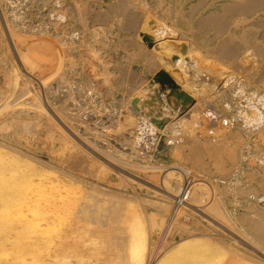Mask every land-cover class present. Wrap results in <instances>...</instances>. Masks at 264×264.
<instances>
[{
    "label": "bare ground",
    "instance_id": "bare-ground-1",
    "mask_svg": "<svg viewBox=\"0 0 264 264\" xmlns=\"http://www.w3.org/2000/svg\"><path fill=\"white\" fill-rule=\"evenodd\" d=\"M83 3L88 4L85 0H29L24 7L18 0H0V37L10 38V53L15 52L14 58L18 59L15 61L21 68L34 78H39L44 88L50 85L47 88L51 89L50 93L54 94L60 103H51L50 107L58 113L56 115L68 129L51 115L50 110L47 111L49 108L42 103L41 96V99L38 98V93L37 97L34 96L36 91L33 89L34 93L30 89L25 75L19 71L23 69L17 68L14 61L4 62L2 67L6 82L0 89H10L11 96L7 97L13 101L6 99L9 104L0 98V264H264V259H256L242 251V244L248 247H251L250 243L255 247L260 244V254L264 258V208L259 209L257 203L246 200L245 208L249 213L238 214L233 213L223 202L216 200L208 207V203H205L210 186L216 192L214 195L231 194L235 202L246 199L252 190L243 197H237L245 188L246 180L242 181L239 176L233 185L222 184L224 189L217 191L215 184L194 173L190 208L182 218L173 219L174 197L188 176V170L185 167L175 168L169 165H166L169 166L166 168L163 164L154 163L151 155L139 156L143 134L156 128L159 134H164L170 139L177 137L180 132L182 141L172 145L170 149L167 148L171 155L177 158L187 154L194 164L210 171V162L207 160H213V164L219 168L220 173L217 175H222L230 164L239 159L242 145L250 143L241 139L242 133H239V129L245 128L246 132L257 134L256 138L261 141V144H254L258 152H254L250 157L247 154V159L261 162L257 163V172L264 178V0H113L108 4V10L95 9V21L115 20L120 24L118 35L137 36V44L130 45L127 41L129 46L134 45L133 52L127 53L129 52L131 61L141 63L145 67L148 79L143 87L140 84L143 89L140 96V93L134 97L131 95V98L129 96V107L132 114L134 113L133 116L139 113L141 117L129 119V115H132L127 113V123L124 120L126 124L119 127L120 130L126 125L135 127L133 131L127 129L132 135L131 140L128 139V150L131 151L132 157L145 164L126 160L124 153H120L123 158L113 155L110 150L99 146L96 138L94 140L87 135L89 126L83 127L85 130L81 132V127L78 130L71 122L73 118L86 122L82 116L88 108L96 113L98 118L106 116L109 121L117 120L126 113L121 107V103L126 104L123 100L106 99L101 94L103 108L93 100L103 92L100 86L111 83L108 63L101 61V56V59L98 55L97 59H90L91 65L98 67L97 70L93 69V74L88 72L91 74L89 81H71V73L81 74L85 71L78 67L73 57L76 53L81 54L75 44L87 34V31L74 27L75 23H87L88 15L81 11L83 9L85 12L86 8L80 9V4ZM26 7L29 10H25ZM28 19L35 21L32 23ZM20 24L24 26H19ZM96 54L100 55L99 52ZM85 56L89 58L88 55ZM87 67L90 69V66ZM47 68L48 73L45 72ZM161 70H165L170 76L169 83L157 80V74ZM27 78L31 79L28 76ZM53 79L56 80L54 83L47 84ZM102 83L104 84L101 85ZM245 86H250V90ZM159 88L163 89V93ZM169 89L174 90V99H169ZM229 91H233L239 98V101L235 102L238 105L237 113L232 115L237 119L238 126L234 132L231 131L234 121L222 115V111L232 108L227 99ZM244 98L245 101H242ZM83 101H88L89 106ZM112 102L114 103L110 106ZM34 124H38V127L43 125L58 129L57 140L62 142L66 150H72L73 147V150L75 147L82 149V152L75 155L70 151V156L74 158H70L71 161L81 164L88 159L90 163H97L101 175L106 176L109 181L113 173L124 176L122 171L141 170L144 177L132 172L130 174L158 188L161 192H155L160 194L159 198L148 202L114 190L115 194L111 195L108 193L112 191L107 192L108 188L103 189L104 187L94 184L95 182L86 184L82 181L81 183L86 185L85 189L65 173L48 177L50 171L56 170L54 166L52 168L48 162L39 158L36 162L30 160V163L18 153L19 149L16 148V151L13 146V141L16 140L14 137L29 131ZM109 126H112L109 122L108 125L103 123L100 128L107 132L105 129ZM12 127L15 128L14 137L13 133H6ZM51 135L53 136V132ZM115 138L117 136L113 139ZM80 142L96 154L83 147ZM185 142L189 144L179 148ZM209 142L212 144L208 145ZM160 145L158 138L157 147ZM250 147L246 149L249 152ZM53 151L54 148L51 152ZM241 159L239 166L244 163L243 157ZM84 166L87 167L86 164ZM48 168L52 170L49 171ZM61 169L64 172V169ZM243 174L244 171L241 175ZM127 178L128 182L136 181V178ZM121 182L120 184H123L125 181ZM128 182L124 185H128ZM261 185L264 189V179ZM149 203L158 208L157 215L148 211L146 205ZM200 212L202 215H208L213 221H210L212 224H218L223 229L230 225L239 230L243 235H239L242 239L235 236L239 243H234L223 237L225 233L218 236L198 228L190 230L191 223L198 224L194 214ZM165 218L166 226L161 229ZM237 218L243 222L241 226ZM179 230L185 231L180 239L168 246L163 245L165 248L161 251L158 244L157 251L149 255L148 247L151 244L154 246V237L162 233L168 240L173 231ZM236 233L238 235L239 232ZM231 238L233 239V236Z\"/></svg>",
    "mask_w": 264,
    "mask_h": 264
},
{
    "label": "rangeland",
    "instance_id": "rangeland-1",
    "mask_svg": "<svg viewBox=\"0 0 264 264\" xmlns=\"http://www.w3.org/2000/svg\"><path fill=\"white\" fill-rule=\"evenodd\" d=\"M19 1H21V3L24 5V7H25V4H27V2H29V0H18V2ZM88 4H80V9H82L83 7H85L84 9H85V12H84V10L82 9L81 11H83V13H84V15L86 14V15H88L87 16V18H88V20H87V23H85V24H82V23H75V25H74V27H78V28H81V30H83L84 32H86L87 34H85L86 36H84L81 40H79V41H77L76 42V44L75 45H77L76 47H78V49L79 50H81V56L79 55V54H74V59H75V61L78 63L77 65H78V67L80 66V68H82L83 70H85L87 73L88 72H90V73H92L93 74V72H95L94 70L98 67H96V66H93V64L91 65V61H90V59L92 58V57H94V59H97L96 58V55H98V57L100 58V56L102 57V59H101V61L102 60H104V62L105 61H107V63H108V69H109V71L111 72V73H109V77H110V84H104V83H102L101 85H103L104 84V86H100L101 88H103V89H101L100 88V90H102L103 92L102 93H100L99 94V97L101 98V94L106 98V99H112V98H115V99H117L118 101H121V100H123L122 102L123 103H126V104H122L121 103V107H122V109L123 110H126V113L124 114V116L128 113V114H131L132 116H130L129 115V119L130 118H132V117H137L138 118V116H140L141 117V114H135L136 116H133V114H132V112L130 111L131 109H130V107H129V105L131 104V97L133 96H135V95H137L138 93H140V94H138L139 96L142 94L140 91H143V89H142V87L144 86V85H146L147 83V75H148V73H147V71L145 70V67L141 64V63H138V62H135V61H131V59H130V57H129V52L131 53V52H133V50H134V45L135 44H137L138 43V40H137V36L135 35V36H120V35H118V33H117V31L119 30V26H120V24L117 22V21H115V20H112V21H95L94 19H93V17H94V15H93V12H95V9H96V11H99L101 8L103 9V10H108V4L110 3V2H112L113 0H85ZM103 1H105V2H103ZM96 3V4H95ZM102 3V7H100V4ZM106 3V4H105ZM88 6V8H87V6ZM103 5H105V6H103ZM92 7V8H91ZM91 8V9H90ZM100 8V9H99ZM29 10V8H25V10ZM92 12V13H89V12ZM82 13V14H83ZM90 14V15H89ZM92 14V15H91ZM28 20H31V19H28ZM35 21V19H32L31 21H29V22H34ZM89 21V22H88ZM153 21H155L156 22V20H153ZM110 22V23H109ZM36 23V22H35ZM91 23V24H90ZM112 23V24H111ZM109 24V25H108ZM5 25V24H4ZM92 25V26H91ZM95 25V26H94ZM19 26H24L23 24H20ZM89 27V28H88ZM87 28V29H86ZM100 28H102V29H100ZM89 29H90V31L91 30H93V31H89ZM97 32H96V31ZM107 32H112V33H107ZM92 33H94L93 35H92ZM97 33V34H96ZM143 36L145 35L144 33L142 34ZM99 36V37H98ZM130 37V38H129ZM132 37V38H131ZM98 38H99V40H98ZM136 39V40H135ZM146 39V38H145ZM115 40V41H114ZM148 40V39H147ZM127 41H128V43L131 45V44H134L132 47L131 46H129V44H127ZM132 41V42H131ZM91 42V43H90ZM126 42V43H125ZM136 42V43H135ZM5 45H3V44ZM10 38L8 39V38H5V39H2V37H0V55H2V56H0V86L1 85H4V83L6 82L5 81V77H4V69H3V67L2 66H4L3 64H4V62H6V63H11L12 61H14V63L15 64H17L16 62L18 61V59L17 58H14V57H16V55H15V52H13V51H11V53H12V55L13 56H11L10 54V50L9 49H11L10 48ZM118 43V44H117ZM84 44V45H83ZM121 44V45H120ZM3 45V46H2ZM8 45V46H7ZM102 45V46H101ZM108 47H107V46ZM124 45V46H123ZM126 45H127V48H126ZM2 46V47H1ZM81 46V47H80ZM95 46H97V47H95ZM8 47V48H7ZM88 48V49H87ZM6 49V50H5ZM8 49V50H7ZM14 49V48H13ZM84 49V50H83ZM3 50V51H2ZM5 50V51H4ZM89 50V51H88ZM97 50H99V51H97ZM127 51H129L128 53H127ZM8 52V53H7ZM88 52V53H87ZM90 52V53H89ZM92 52V53H91ZM96 52L98 53H100V55L99 54H96ZM105 53V54H104ZM5 56H4V55ZM127 54V55H126ZM6 55H7V57H6ZM84 55V56H83ZM85 55H88L89 56V58H87ZM93 55V56H92ZM104 55V56H103ZM107 55V56H106ZM113 55V56H112ZM115 56V57H114ZM127 57V58H126ZM86 58L87 59H89L88 61L86 60ZM98 58V59H99ZM124 58V59H123ZM129 58V59H128ZM2 59H4V60H2ZM7 59V60H6ZM9 59V60H8ZM13 59V60H12ZM15 60H17V61H15ZM93 60V59H92ZM110 60H111V62H110ZM9 61V62H8ZM113 61V62H112ZM86 62V63H85ZM89 62V63H88ZM109 62H110V64H109ZM121 62V63H120ZM129 62V63H128ZM18 63H20V61L18 62ZM88 63V64H87ZM114 63V64H113ZM119 63H120V65H119ZM113 64V65H112ZM84 65H86V66H84ZM110 65V66H109ZM129 65H131V66H129ZM17 66V68H21L22 66H20V65H16ZM87 66H90V69H89V67H87ZM114 66V67H113ZM119 66V67H118ZM85 67H86V69L88 70H86L85 69ZM94 67V68H93ZM131 68V70H130V68ZM133 67V68H132ZM101 68V67H100ZM120 68H122V70H120ZM21 69H23V68H21ZM94 69V70H93ZM119 69V70H118ZM129 69V70H128ZM142 69V70H141ZM97 70V69H96ZM145 72H144V71ZM19 71H21L20 73H22V75H25V81H27V85L30 87V89H32V91H36V93H35V91H34V96L35 97H37V96H39L38 98L39 99H41V97H42V103H45L48 107L47 108H49V109H47V111L48 110H50L49 112L51 113V115H54V117H56V119L58 120L59 118H58V115H56V113L57 112H55L54 110H52L51 109V107H50V104L51 103H57L58 105L60 104L58 101H57V98H56V96L54 95V94H51L50 93V91H51V89L50 88H47V87H50V85H47V87L46 88H44V85L42 84L41 85V80L39 79V78H34L33 76H31V75H29V73H27L26 71H25V69H23V70H19ZM24 73H23V72ZM85 71L83 72V73H77L76 74V72H73V73H71V81H75L76 80V82H78V81H83V82H87V81H89V78L91 77V74L90 73H88V75H87V73L85 74ZM121 71H123V72H121ZM46 73H48L49 72V69L47 68V70L45 71ZM140 72H142V73H140ZM122 73H123V75H122ZM127 73V74H126ZM117 76H116V75ZM120 74V75H119ZM129 74V75H128ZM74 75V76H73ZM115 75V76H114ZM27 76L28 77H30L31 79H29V78H27ZM126 78H125V77ZM24 77V76H23ZM114 77V78H113ZM120 77V78H119ZM121 77H123L122 79H121ZM130 77V78H129ZM118 78V79H117ZM139 78V79H138ZM123 81V82H121V80ZM144 79V80H143ZM28 80L30 81V82H28ZM33 80V81H32ZM39 80V81H38ZM118 80V81H117ZM54 81H56L55 79H53V80H51V81H49L47 84H52V83H54ZM37 82L39 83V84H37ZM120 82V83H119ZM29 83V84H28ZM33 83V84H32ZM117 83V84H116ZM169 83V82H168ZM140 84H141V86H140ZM23 85V84H22ZM21 85V86H22ZM38 85H40V86H38ZM138 85V86H137ZM33 86V87H32ZM40 87V88H39ZM105 87V88H104ZM107 87H109V88H107ZM246 87V89L248 90H250V86H245ZM41 88H42V91H40L41 90ZM129 88V89H128ZM22 89V88H21ZM34 89V90H33ZM40 89V90H39ZM112 89V90H111ZM131 89V90H130ZM139 89V90H138ZM141 89V90H140ZM44 90H45V93H44ZM109 90V91H108ZM134 90V91H133ZM38 91V92H37ZM159 91H161V93H163V89H160L159 88ZM3 92V93H2ZM9 92H11V90L9 89L8 91L7 90H1L0 89V98L1 99H3L4 100V102L6 103V102H10V100H11V98L9 99L8 97H10L11 96V93L9 94ZM40 92H41V94H40ZM111 92V93H110ZM173 92H174V90H168V93H169V99H171V97L173 98ZM7 93V94H6ZM40 94V95H38V94ZM43 93V94H42ZM134 93V94H133ZM36 94H37V96H36ZM231 94V95H230ZM6 95V96H5ZM132 95V96H131ZM173 95V96H172ZM8 96V97H7ZM41 96V97H40ZM128 96V97H127ZM129 96H130V98H129ZM147 97H149V96H147ZM125 99V101H124V99ZM175 98V97H174ZM173 98V99H174ZM233 98V99H232ZM8 100V101H5V100ZM38 99V100H39ZM45 99L47 100V99H49V100H47V101H45ZM227 99H228V102H230V104H231V106H232V108L231 109H229L228 111H222V115H224L225 117H229V119H232L234 122H233V124H232V129L233 130H231L232 132H234V131H237V119H235L232 115H234L235 113H237L236 111H237V109H236V107L238 106L237 105V103H235V102H237V100L239 101V98L237 97V95L233 92V91H229V94H228V97H227ZM13 100H11V102H12ZM48 101H50L49 103H48ZM242 101H245V98L244 99H242ZM8 102V103H9ZM128 103V104H127ZM10 104V103H9ZM44 104V105H45ZM246 104V103H245ZM31 105H32V103H31ZM46 105H45V107H46ZM52 106V105H51ZM70 106V105H69ZM7 108H8V104H7V106H6ZM128 107V109H126ZM9 108H10V106H9ZM101 108H103V107H101ZM14 109V108H13ZM128 110V111H127ZM53 111V112H52ZM130 111V112H129ZM32 114H34V112L32 113ZM58 114V113H57ZM127 114V115H128ZM121 117V118H118L117 120H111V121H109V120H106L107 118H103V120H97L96 121V123L99 125H96V123H94L95 122V120H88V121H86V122H84V121H82V119H79V118H73L72 120H71V122L72 123H74V126L75 127H77V129L79 130V128H80V131L81 132H84V130H85V128H83V127H85V126H89V129L87 130V135L89 134L91 137H93V139L94 138H96V142H98V143H100L99 144V146H101L103 149H108V150H110L111 151V153L113 154V155H115V156H117V157H119L120 156V153H124L126 156H125V159L126 160H129V161H133V162H136V163H141V164H145V163H143V162H139V161H137L136 160V158H134V157H132V153H131V151L130 150H128L129 148H130V145H129V143H130V138H132L131 136V133H129V131L127 130V129H131L132 131H133V129L135 128V127H133V126H131V125H126L124 128L126 129H122L121 128V130H120V127L119 126H121L122 124L124 125V124H126L127 123V119H128V116L126 117ZM105 117V116H104ZM127 118V119H126ZM76 120V121H75ZM78 120V121H77ZM126 121V123H125V121ZM138 120V119H137ZM59 121V123L66 129V130H68L67 129V127L60 121V119L58 120ZM66 121V120H65ZM119 121V122H118ZM122 121V122H121ZM123 121H124V123H123ZM83 122V124H80V123H82ZM108 122H109V125H112V126H109V127H107V129H105V130H107V132H103L102 130H101V128H100V126H102L103 125V123L105 124V125H108ZM121 122V123H120ZM86 123V124H85ZM94 125H93V124ZM102 125H101V124ZM107 123V124H106ZM90 124V125H89ZM119 127V131H118V127ZM44 127V128H43ZM94 127V128H93ZM132 127V128H131ZM34 128V129H33ZM33 128H31L29 131H24L23 133H22V135H20V136H18L17 138H21V139H17L16 138V136L14 137V133L13 132H15V128L14 127H12L11 128V130L9 131V132H6L7 134H12L13 135V137L16 139V140H14L13 141V146L15 147V150L16 151H18V149H19V151H18V153L19 154H21L23 157H25L26 159H27V161H29L30 162V160L32 161V162H36V159H42V160H44V161H46V162H48L51 166H52V168H54L55 167V169L56 170H54L53 169V172H54V174H52L53 172L52 171H50V170H52V168H48L49 169V171H50V173L49 174H47V176L48 177H52V176H57V175H60L61 173H65L66 175H67V177H71L70 179L71 180H73V181H78L79 183H80V185H81V187H83V188H85L86 187V185L84 184L83 185V183H86V184H88V183H94V184H96V185H98V186H100V187H104L103 189H106V188H108L107 189V192H109V190H111L110 192L111 193H108V194H115L114 193V191L116 192H121V193H123V192H125V194H128V195H130V196H137L138 198H140L141 200H143V201H148L149 202V200H157L158 198H159V196H160V194H158L157 192H155V191H158V192H161V191H159V189L157 188L156 189V187H154V186H152V185H150V184H148V183H146V182H144V181H142L141 179H138L135 175H138V176H141V177H144L143 176V173H142V171L141 170H132V169H130V170H128V171H122L123 173L122 174H124V176L123 175H121V176H119L120 174H115V173H113V176H112V179H111V181H109V179L106 177V176H103V175H101L102 173H101V169H99L100 167L98 166V164L97 163H90L89 161H88V159H86V161H84L83 163H76L75 161H73L74 160V158H73V156L71 157L70 156V154H71V152H72V155L74 154H77V153H79V152H82V149L80 148V147H75V150H73L74 149V147H73V151L71 150V148H67V150H66V148L63 146V144H62V142L60 141V140H57V138L59 137L58 135H59V133H57L56 132V130L59 132V130L58 129H56L55 128V130L54 131H52V129H50L49 127H45V126H43V125H41L40 127H38V124H34L33 125ZM112 128V129H111ZM97 129H98V131H97ZM245 128H241V129H239V133L241 134L240 136H241V139L242 140H244V141H249L250 143H248L247 145L246 144H243L242 145V147H241V150L242 151H239V159L240 160H242L241 158L243 157V161H244V163H243V171L245 172V174H243L242 176L244 177H242V181H243V179L244 180H246V182H245V188L243 189V191H240V193H238V195H237V197H243L245 194H247L250 190H252L253 192H256V193H261V194H264V189H263V187H262V185H261V182H262V180L264 179L263 177H262V174L260 173H258L257 172V169H258V164L257 163H259V164H261V162H256L254 159H252L251 158V160H248L247 159V154H249V157L254 153V152H258V149L256 150V147L254 146V144L256 145L257 143L258 144H261V141L259 140V138H256V137H258V135L257 134H255V133H249V132H246L245 130H244ZM44 130H46V131H44ZM109 130V131H108ZM112 130V131H111ZM114 130H115V133H114ZM53 132V136L51 135L52 134V132ZM48 132H51V133H49V134H47ZM56 132V133H55ZM110 132V133H109ZM120 134H119V133ZM123 132H126L125 134H127V135H125ZM152 133L151 134H155L156 132L158 133L159 131L158 130H156V128L154 129V131H151ZM107 133H108V135H107ZM112 133V134H111ZM118 133V134H117ZM246 133V134H245ZM179 134H180V132H179ZM49 135V136H48ZM113 135V136H112ZM119 135H121L122 136V138L119 136ZM165 136L164 134H158V138H160V136ZM244 135H246V136H244ZM58 136V137H57ZM112 136V137H111ZM117 136V138H115V139H113L114 137H116ZM153 136H155V135H153ZM49 137H50V140H49ZM56 139H55V138ZM48 138V139H47ZM157 138V139H158ZM253 138V139H252ZM52 139V140H51ZM55 139V140H54ZM103 139V140H102ZM128 139H130V140H128ZM165 137L164 138H162V141H160V139H159V141L161 142L160 144V146H159V154H157V159L160 161V162H162V164L163 165H169L170 167H175V168H179V167H185V169L186 170H188V176H193V174L194 173H196V174H199V175H201L202 176V178H204V179H207V180H209L211 183H213V184H215L216 186V189H217V191L219 190H222V189H224V188H222L223 187V185H222V182H223V180H224V177L227 175L228 177H229V174H231V173H233V169L235 170V168H237V166H239V164H241V162L242 161H240L239 159L237 160V161H235L234 163H232V165L230 164L228 167V169L225 171V172H223L222 173V175H217V174H219L220 172H219V168H218V166H216L215 164H213L214 162H213V160H207V161H209L210 162V169H211V171L207 168V170L206 169H204V168H202V167H200V166H198V165H196V164H194L192 161H191V157L189 156V155H187V154H185V156H184V154H183V156H179V157H177V158H175V157H173L172 155H171V153L168 151V149L167 148H169L170 149V147L171 146H167L166 144H165ZM95 140V139H94ZM119 140V141H118ZM114 141V142H113ZM127 142V143H126ZM253 144H252V143ZM81 143V145L83 146V147H86V149H88L89 151H91V152H93L92 150H90L84 143H82V142H80ZM118 143V144H117ZM127 145H126V144ZM113 144H114V146H113ZM147 144V143H146ZM189 143L188 142H185L183 145H181V146H179V148H181V147H184L185 145H188ZM212 144V142H209V144L208 145H211ZM106 147H105V146ZM53 146V147H52ZM59 146V147H58ZM63 146V147H62ZM114 148H113V147ZM248 146H251L250 147V149H251V151L249 152L248 150H246L247 148H248ZM60 149V151H59V149ZM62 147V148H61ZM126 147V148H125ZM16 148H18V149H16ZM53 148H54V151H53V153L51 152V150H53ZM80 148V149H79ZM116 148V149H115ZM125 148V149H124ZM262 148H263V150H264V145H262ZM32 149V150H31ZM57 151H56V150ZM63 151H62V150ZM79 149V150H78ZM167 149V150H166ZM24 151V152H23ZM64 151H66V152H64ZM71 151V152H70ZM98 151V150H97ZM123 151H125V152H123ZM56 152H57V154H56ZM59 152V153H58ZM99 152V151H98ZM249 152V153H248ZM23 153H25V154H23ZM62 153H63V155H62ZM86 153V152H85ZM94 154H96L95 152H93ZM29 154V155H28ZM53 154V155H52ZM60 154V155H59ZM65 154V155H64ZM30 155H33V156H31L30 157ZM29 156V157H28ZM52 156V157H51ZM61 158H60V157ZM34 157V158H33ZM65 157V158H64ZM124 156H120L119 158H123ZM127 157V158H126ZM67 158V159H66ZM73 159L72 161H71V159ZM54 159V160H53ZM56 159V160H55ZM69 159V160H68ZM58 160V161H57ZM61 160V161H60ZM62 161H65L64 163L62 162ZM250 161H251V163H250ZM255 161V162H254ZM160 162H158V163H160ZM249 162V163H248ZM31 163V162H30ZM89 165H88V164ZM212 163V164H211ZM239 163V164H238ZM52 164H54V165H52ZM76 164V165H75ZM87 165V167L86 166H84V165ZM161 164V163H160ZM161 164V165H162ZM246 164H248V165H246ZM67 165V166H66ZM54 166V167H53ZM60 167V168H57V167ZM63 166V167H62ZM69 166V167H68ZM71 166H73V168L71 167ZM74 166H75V168H74ZM84 167V169H83V167ZM90 166V167H89ZM94 168H93V167ZM96 166V167H95ZM169 166H166V168L167 167H169ZM77 167H79V168H77ZM91 167H92V170H93V172L91 173ZM61 168H63L64 169V172L62 171V169ZM73 169V171H72V169ZM90 168V170L88 171V169ZM97 168V169H96ZM191 168V169H190ZM71 169V170H70ZM78 169V170H77ZM83 169V170H82ZM87 169V170H86ZM58 170V171H57ZM75 170L77 171V172H75ZM95 170H98V171H95ZM132 170V171H131ZM66 171V172H65ZM80 171V172H79ZM83 171V172H82ZM84 171H87V172H90V174L89 173H87V172H84ZM139 171V172H138ZM250 171V172H249ZM69 172V173H68ZM79 172V173H78ZM82 172V173H81ZM98 173V175H96V173ZM130 172H132L133 174L135 173V175H132V173L130 174ZM252 172H253V174H252ZM71 173V174H70ZM83 173H86V174H83ZM142 173V174H141ZM52 174V175H51ZM79 174V175H78ZM88 174V175H87ZM92 174H93V176H92ZM126 174V175H125ZM70 175V176H69ZM71 175H73V176H71ZM76 175H77V177H76ZM101 175V176H100ZM82 176V177H81ZM96 176V177H95ZM100 176V177H99ZM103 176V177H102ZM127 176L128 177H131V178H136L135 180L136 181H129L128 182V178H127ZM78 177L79 178H81V179H78ZM86 179H85V178ZM98 177V178H97ZM102 177V178H101ZM124 177V178H123ZM218 177V178H217ZM227 177V178H228ZM75 180H74V179ZM77 178V179H76ZM103 178H104V180H103ZM223 179V180H222ZM86 180V181H85ZM88 180L90 181V182H88ZM93 180H95V181H93ZM125 181V182H123V184H120V183H122L121 181ZM138 180V181H137ZM83 181V183H81ZM118 181H120L119 182V184H118ZM217 181V182H216ZM99 182V183H98ZM127 182H128V185H124V184H127ZM142 182V183H141ZM107 183V184H106ZM139 183V184H138ZM132 184V185H131ZM142 186H141V185ZM101 185H105V186H101ZM115 185H117V186H115ZM122 185V186H121ZM139 185H140V187H139ZM145 185H149V186H151L150 188H149V186H145ZM127 186V187H126ZM123 187H126V188H123ZM145 187H147V188H145ZM134 188H136L137 189V191H136V189H134ZM212 188V189H211ZM220 188H222V189H220ZM86 189V188H85ZM84 189V190H85ZM134 189V190H133ZM114 190V191H113ZM145 190V191H144ZM247 190V191H246ZM130 191V192H129ZM84 192V191H83ZM132 192V193H131ZM210 192V193H209ZM214 193H216L214 190H213V187L212 186H210L209 187V190H208V195L206 196V200H205V203H208V205H207V207L212 203V202H216V200H217V202L218 201H220V202H223V204L224 205H226L229 209H231V211H232V207L234 206V204H235V201H233L232 199H233V197L231 196V194H222V195H220L219 193H217V195H214ZM124 194V193H123ZM156 194V195H155ZM211 195V196H210ZM219 195V196H218ZM215 196V197H214ZM221 196V197H220ZM220 198V199H219ZM236 199V197L234 198V200ZM208 200H210V201H208ZM151 205H153V204H151ZM150 205V203H149V205L147 204L146 205V208L148 209V211H150V212H152V213H154V214H156L157 215V213H159V211H158V208L156 207V206H151ZM145 206V205H144ZM257 207H259V209H263L264 208V205H260V204H257ZM263 207V208H262ZM244 212H247V213H249V211L248 210H246V208H245V210L243 211V210H241V211H239L238 212V214H241V213H244ZM203 213H199V214H194L195 216V219H196V221H197V223L198 224H190L191 226H193L192 228H191V226H190V230H194V228H198V229H202V230H204V232H212L213 234H217L218 236H222V235H224V233H225V236H223L225 239H227L228 241H230V242H234V243H239V242H237L238 241V239L237 238H240V239H242L240 236H242L243 237V235H241L242 233L239 231V230H237V229H235V228H233V227H231L230 225H229V227H230V229H228L229 227H227L226 229H225V227H224V229H223V227L221 228V226H219L218 224H212V223H210V218L208 217V215H206V214H204V215H202ZM201 215V216H200ZM239 216V215H238ZM149 217H147V219H148ZM202 218V219H201ZM205 218H207V219H205ZM209 218V219H208ZM200 219V220H199ZM239 218H237V221H238V223H239V226H241L242 224H243V222L241 221V220H238ZM149 220V219H148ZM209 220V221H208ZM211 222H213V221H211ZM201 223H203V224H201ZM165 226H166V218H165V222L163 223V226H162V228L161 229H164L165 228ZM228 226V225H227ZM235 229V230H234ZM228 231V232H227ZM233 231V232H232ZM236 232H239L238 233V235H237V233ZM184 233H185V231H183V230H179V231H176V232H172L170 235H169V238H168V240H167V238H165V236L163 237V234L161 233L159 236H157V234H154V236H157V237H154L153 238V242H154V246L151 244L149 247H148V252H149V255H151V254H153V253H155V251H157V249H158V244L160 245V247L161 248H159L160 249V251L163 249V248H165L163 245H166V246H168V245H170V244H172L173 243V241H175V240H178V239H180L181 237H182V235H184ZM230 234V235H229ZM240 235V236H239ZM254 235H258V233H254ZM233 236V239L231 238ZM235 236L237 237V238H235ZM167 240H165V239ZM165 242V243H164ZM163 243V244H162ZM259 246H257L256 245V247L254 246V245H252V243H250L249 244V246H251V247H248V246H243V244H242V251L243 252H246V253H248L251 257H255L256 259H264L263 258V256L260 254L262 251H260V250H262V246L260 245V244H258ZM153 246V247H152ZM261 247V248H260ZM248 248V249H247ZM153 252V253H152ZM259 256V257H258ZM261 259V260H262Z\"/></svg>",
    "mask_w": 264,
    "mask_h": 264
},
{
    "label": "built area",
    "instance_id": "built-area-1",
    "mask_svg": "<svg viewBox=\"0 0 264 264\" xmlns=\"http://www.w3.org/2000/svg\"><path fill=\"white\" fill-rule=\"evenodd\" d=\"M94 102L96 105H98L99 107H101L104 102L102 101V99H100V97L98 96L97 98H93ZM86 102L87 107L88 105V101H83V103ZM114 102L110 103L112 106ZM85 104V105H86ZM73 108V107H72ZM82 118H84L85 121L88 120H103V118H106V116H101L100 118H98V115L96 113H93L91 109H87V112H85V115L82 116ZM158 134L159 132L155 133V134H151V132L147 133V134H143V140H141V145H139L140 149H139V156L140 157H145V156H149L151 155V158L153 159L154 163L157 164H162V162H160L157 159V154H159V147H157V138H158ZM155 135V136H153ZM165 144L167 146H172L174 144H178L182 141V138L180 136V134H178L177 137L175 138H168L166 136H160V141H162V138H164ZM168 138V139H167ZM146 142H149V144H146ZM161 143V142H160ZM160 162V163H158ZM243 173V164L240 166H237V168H235V170L233 171L232 174L229 175L228 178L224 179L222 184L224 185H233L236 180L237 177L241 176L243 177L241 174ZM195 182V179L193 176H187L184 181L181 183L180 187L178 188L177 194L174 197V204H173V208H172V218L173 219H177V218H182L183 215H185V212L187 209L190 208V197L193 191V183ZM253 201L257 204L260 205H264V194H259V193H254L251 192L249 193V196L246 199L243 200H238L237 202H235L234 206L232 207V212H239L241 210H245V207L247 205V201Z\"/></svg>",
    "mask_w": 264,
    "mask_h": 264
},
{
    "label": "water",
    "instance_id": "water-1",
    "mask_svg": "<svg viewBox=\"0 0 264 264\" xmlns=\"http://www.w3.org/2000/svg\"><path fill=\"white\" fill-rule=\"evenodd\" d=\"M157 80L161 81V82H170V76L168 75V73L165 70H161L158 74H157ZM187 98H189V96L187 95Z\"/></svg>",
    "mask_w": 264,
    "mask_h": 264
}]
</instances>
